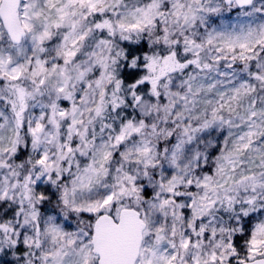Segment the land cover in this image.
I'll return each mask as SVG.
<instances>
[{
	"label": "snow or ice",
	"instance_id": "snow-or-ice-1",
	"mask_svg": "<svg viewBox=\"0 0 264 264\" xmlns=\"http://www.w3.org/2000/svg\"><path fill=\"white\" fill-rule=\"evenodd\" d=\"M261 85L264 0H138L132 8L124 0H0V135L11 123L5 113L15 121L0 169L26 161L14 184L5 177L0 185V264L12 254L9 264H264V171L236 175L240 154L264 140ZM205 88L218 104L193 127ZM242 97L241 123L225 119ZM90 105L99 129L85 124ZM161 106L176 119L161 121L170 147L154 154L145 130L160 134L151 120ZM109 110L124 113L120 123L107 122ZM217 125L236 129L235 139L194 152L193 133ZM97 130L115 133L112 147L132 142L143 178L104 166L113 153L97 144ZM98 149H109L99 163ZM101 175L112 183L93 194Z\"/></svg>",
	"mask_w": 264,
	"mask_h": 264
},
{
	"label": "clouds",
	"instance_id": "clouds-1",
	"mask_svg": "<svg viewBox=\"0 0 264 264\" xmlns=\"http://www.w3.org/2000/svg\"><path fill=\"white\" fill-rule=\"evenodd\" d=\"M138 0H124V3L128 5L129 8H132ZM115 19V18H114ZM130 22V20H129ZM150 35L145 36L144 39L148 41L149 43H152L155 41V29L149 30ZM207 47V46H206ZM120 45H117V50H119ZM35 54V53H33ZM50 60L52 59V56L48 57ZM79 63V61H77ZM123 69V66H120V70ZM75 72H72V75L75 76ZM119 74V73H118ZM26 75H30L26 72ZM50 83H54V80H50ZM105 87H107V82L105 83ZM77 88H79V85H77ZM261 88H264V85H261L260 88L257 89L258 92V98L264 97V91H261ZM85 91H88V89H85ZM197 104L195 105V111H193L190 115L192 117L191 123L193 124V127H198L203 122L205 118L211 119V113L212 109L215 108L218 104V100L216 99L215 90L212 92H209L207 88L203 90L197 97ZM248 104V98L242 97L241 101L239 102V105L237 106V102L233 101L231 107L233 108L232 112H229L227 108L222 113L225 116V119H232L234 123H241V121L237 120V116H245L246 109ZM7 107V104L0 106V111H3L4 108ZM92 106H88V108L85 109L84 114V121L85 124L88 125L90 128H97L99 129V125L103 122L101 120L95 119L94 116L90 115L89 109ZM131 110V109H129ZM178 112L180 113V116H187L189 115L188 112H185L182 108L178 109ZM205 113H207V116H205ZM9 117V121L11 123L6 127L5 132L0 135V160H2L5 164L9 163L10 160V154L4 155L6 149L9 148V141L15 139V121L11 117V112L5 113ZM124 116V113H120L119 117L114 111H106L105 117H108L107 120L108 123H120V118ZM196 117H199V120L196 119ZM91 119V123L89 124V120ZM164 119H168L169 121L175 120L176 118L174 116H169L167 113L163 111V106H161L160 113L157 114L155 109L152 110V120L151 123H154L158 126L160 134H154L151 128V124H149V127L145 130L146 138L149 139L153 145V153L155 154L158 150V145L161 143H164L166 147H170L166 143V141L169 139L167 132L165 131L166 126L161 123ZM184 125L183 119H180L178 121V126L173 128V131L177 132V135H180V128H182ZM225 132L226 135L224 137H221V132ZM228 132H231L232 135H227ZM235 132L236 129H228L226 126H220L217 125L215 127H210L208 129H202L200 133H193L194 136L197 137L196 140L193 141L191 147L193 151L199 150L201 153L203 152H211L212 148L215 147L218 143H222L223 140H229L232 141L235 139ZM115 133H108V132H101L100 130H97L96 137H97V144H106L109 146L111 152L113 153L112 158H110L109 161L105 162L104 166L107 168L115 169V168H121L124 172H127L130 168L133 171V174H137L140 178H143V173L145 169L142 167L141 164L136 163L137 160L143 161V156H136L135 150L132 147V142H125V147L121 149L120 147H112V145L115 144V141L111 138L114 136ZM20 143L23 145L25 143V133L23 131L20 132ZM255 139L258 141L257 145H254V149L252 151H249L247 153H241V157L244 160L245 167L244 168H238L236 175L239 176L242 172L255 170L257 173L260 171H264V168L259 167V161L262 156H264V140H260L259 136L255 137ZM229 147H231V144H229ZM259 148L260 151H256L255 149ZM109 149H102L97 152V160L98 163L100 162V154L101 151H106ZM226 149L224 147H221L220 153H217L216 156H213L209 161V166H212L215 168V166L219 163L217 157L220 156L222 153H224ZM117 153H122L121 156H117ZM165 158L164 152L161 150L159 151V159H157L155 162L157 164H160ZM32 162H35V155L31 154ZM26 161H15L12 160L9 167L0 169V185H4V178L7 177L9 184L7 186L10 187L11 184L15 183V177L14 173H21L22 169L19 166L21 163H25ZM190 164L194 165V162L189 159L188 161ZM253 165H255V168L253 169ZM149 171V175L151 174V170ZM110 175L116 176L119 175L116 172H110ZM112 181L108 179V177H105L101 175L99 182L95 185V192L93 194H96L97 192H100L103 190V187L105 184H111ZM55 187H53V191H55ZM46 198L52 199L51 194H49ZM11 205L5 206L4 210L7 211L8 207ZM52 207L56 208L58 211L66 212L67 210L63 208L62 204L58 202L57 199H52ZM180 235L179 227L177 230V236ZM16 259V255L12 254L5 258L3 264H9V262ZM190 264V262H189Z\"/></svg>",
	"mask_w": 264,
	"mask_h": 264
}]
</instances>
